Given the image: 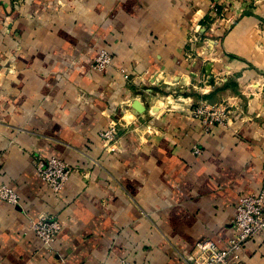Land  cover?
Returning <instances> with one entry per match:
<instances>
[{"label":"crops","instance_id":"obj_1","mask_svg":"<svg viewBox=\"0 0 264 264\" xmlns=\"http://www.w3.org/2000/svg\"><path fill=\"white\" fill-rule=\"evenodd\" d=\"M213 1L0 0V186L22 197L0 198V264H188L198 241L227 247L238 199L264 187V0H232L224 21ZM200 98L230 103V125L206 133ZM49 157L82 170L59 194L37 171ZM41 215L63 222L50 246ZM242 257L264 264V231Z\"/></svg>","mask_w":264,"mask_h":264},{"label":"built area","instance_id":"obj_2","mask_svg":"<svg viewBox=\"0 0 264 264\" xmlns=\"http://www.w3.org/2000/svg\"><path fill=\"white\" fill-rule=\"evenodd\" d=\"M232 0H216L211 4L213 17L216 21H224L226 11ZM192 40H199L195 31ZM113 63L110 50L101 49L92 64L97 71L107 70ZM129 77L128 74L125 75ZM189 113L197 119L206 133H210L217 126L230 125L233 111L230 103L209 102L202 100L190 109ZM118 122L113 121L108 127L100 130L99 136L107 149H112L118 139ZM199 146H194L193 153L201 155ZM37 171L46 186L55 194H59L73 173L82 172L80 167L72 165L59 157H49L36 161ZM0 198L12 205L21 202V195L11 186H0ZM235 234L230 238L227 247L221 248L212 239L201 240L196 243V252L185 256L188 264H246L242 257L245 244L264 231V187L258 193L241 196L236 203V214L233 219ZM63 228V222L50 215H41L32 220L31 230L44 245H52ZM116 264H142L126 258H121Z\"/></svg>","mask_w":264,"mask_h":264},{"label":"water","instance_id":"obj_3","mask_svg":"<svg viewBox=\"0 0 264 264\" xmlns=\"http://www.w3.org/2000/svg\"><path fill=\"white\" fill-rule=\"evenodd\" d=\"M133 107L136 110L137 114L144 113L146 107L143 105V103L140 100H135L133 103Z\"/></svg>","mask_w":264,"mask_h":264},{"label":"rangeland","instance_id":"obj_4","mask_svg":"<svg viewBox=\"0 0 264 264\" xmlns=\"http://www.w3.org/2000/svg\"><path fill=\"white\" fill-rule=\"evenodd\" d=\"M188 86H192V83L188 84ZM199 91H200L201 93L204 92V90H203L201 87H199ZM180 94H181V92H175V93H172L170 96H171V98L173 99V98H177L178 96H180ZM189 94H190V92H189ZM202 100H206V99H204V98H200V100H199L196 104H194L192 108L196 107V106L198 105V103H199L200 101H202ZM207 101H208V100H207ZM209 102H212V101H209ZM226 103H227V102H226ZM192 108H191V109H192Z\"/></svg>","mask_w":264,"mask_h":264},{"label":"bare ground","instance_id":"obj_5","mask_svg":"<svg viewBox=\"0 0 264 264\" xmlns=\"http://www.w3.org/2000/svg\"><path fill=\"white\" fill-rule=\"evenodd\" d=\"M173 102H175V101H173ZM175 104H176V102H175ZM172 106V105H171Z\"/></svg>","mask_w":264,"mask_h":264}]
</instances>
